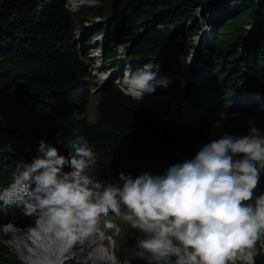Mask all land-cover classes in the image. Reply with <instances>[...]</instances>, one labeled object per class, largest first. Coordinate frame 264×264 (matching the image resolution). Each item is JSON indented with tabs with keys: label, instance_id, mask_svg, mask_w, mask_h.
Returning a JSON list of instances; mask_svg holds the SVG:
<instances>
[{
	"label": "trees",
	"instance_id": "16d2710c",
	"mask_svg": "<svg viewBox=\"0 0 264 264\" xmlns=\"http://www.w3.org/2000/svg\"><path fill=\"white\" fill-rule=\"evenodd\" d=\"M90 23L95 34H87L89 43L108 27L101 59L115 69L125 55L134 67L160 63L162 72L171 73L182 54L193 53V36L200 34L203 61L168 87L158 86L152 94L160 98L150 106L125 94L116 75L96 91L102 84L91 68L99 57L78 39ZM95 95L98 117L91 120ZM259 102L264 0H97L77 9L69 0H0V189L15 179L22 160L36 154L41 139L71 155L86 137L102 187L120 182L121 171L163 172L225 132L241 135L252 124L264 128ZM220 112L223 123L214 125ZM256 191H264V174ZM128 209L122 205L120 213ZM9 224L26 228L36 224V215L16 203L0 208V264H27L4 237ZM130 231V249L120 259L148 264L134 254L143 237L137 228ZM244 255L237 250L227 264H249ZM254 258L264 264V233Z\"/></svg>",
	"mask_w": 264,
	"mask_h": 264
},
{
	"label": "clouds",
	"instance_id": "9594fccd",
	"mask_svg": "<svg viewBox=\"0 0 264 264\" xmlns=\"http://www.w3.org/2000/svg\"><path fill=\"white\" fill-rule=\"evenodd\" d=\"M171 83L160 63L126 70L118 81L125 94L137 99ZM222 116L218 113L213 124L221 125ZM94 163L86 137L71 155L41 139L36 154L22 160L15 179L0 189V208L22 205L27 215H36L34 231L63 242L50 264H63L71 244L94 232L101 215L119 214L122 205L131 209V224L146 233L134 254L148 264H227L237 250L255 264L256 241L264 233V191H256L264 174V128L252 124L241 135L225 132L163 172L121 171L120 182L103 187L90 174ZM107 226L121 231L112 219ZM105 259L132 264L115 251Z\"/></svg>",
	"mask_w": 264,
	"mask_h": 264
},
{
	"label": "rangeland",
	"instance_id": "374dc122",
	"mask_svg": "<svg viewBox=\"0 0 264 264\" xmlns=\"http://www.w3.org/2000/svg\"><path fill=\"white\" fill-rule=\"evenodd\" d=\"M95 1L97 2V0H94V2ZM69 2H70V6L73 9H77L71 0H69ZM92 26H93V24L90 23L88 25L87 29H84L83 31L80 30L78 39H79V41L83 42V47H84L85 51H92V55L96 56L97 55L96 53L98 51H100V49H102L101 47L104 44V41H105L104 37L105 36L103 37V34L98 35L95 37V39L91 43H89L88 38H87V34L88 33L92 34V35L95 34L93 29H92ZM208 26H209V23L205 22L204 23V27H206L205 29H207ZM211 28H212V26H211ZM197 36L198 35L193 36V38H194L193 41L195 43L197 42ZM118 49L120 51H123L125 49V46L124 45H118ZM195 49H196V47L193 48V53H194ZM188 56H190V55H188ZM98 57H99V60H98L97 64L94 65L91 69H92L93 73L96 75L95 80H98L99 82H101V84H104L105 82L111 81L110 77H112L114 75H116L115 78H117L116 79V82H117V81H119V78H120V80H122L125 77L126 70L130 69L132 71H135L138 69H142L144 67V65L140 66L139 68L137 66L136 67L132 66V64L129 65L128 61L126 60L125 55H122L121 56L122 61H121L120 67H117L115 69L112 66V64H109V62H104V60L101 59L102 55H100ZM182 59H183V56L180 57V61L175 66V70L173 72L169 73V76L171 77L172 83H174L176 80L175 76L180 75L182 72H185L187 70L188 65L184 64V62H182ZM117 75H119V76H117ZM172 95H174V94H171V96ZM153 97L156 98L155 96H153ZM145 100H147V99L145 98ZM147 101H149V100H147ZM259 105H260V107L264 108V102H259ZM173 107L175 109H177L176 108L177 104H174ZM89 117L91 120H95L98 117V100H97L96 95L92 98V100L90 102ZM240 118L250 119V117H248L246 115H240ZM90 174L93 175L94 179H96L93 171L90 172ZM130 213H131V209H128V210H126L122 213H119V214L107 213L106 215H101L99 217V235L105 239V242L107 245H109L111 248H113L115 250L119 259L122 256H124V254L127 252V250L130 249V242H129L130 236L128 234L133 233L130 230H132L133 228H137V230H139L140 236L144 237L146 235V233H144L142 229H140L139 227L133 226L131 224V222L127 219V216ZM109 219L116 221L121 226V231L119 233H116V231L113 228H109L107 226V220H109ZM9 225H7L5 227L4 237L11 244L9 235L7 234V227ZM85 240H86L85 235L77 238L76 242H78L79 244L77 245V248H75L72 251L71 257L67 260L66 264H71V263L98 264V263H95L93 259H90L91 258L90 254L81 255L83 250H84L83 244L85 243ZM32 243H33V241L31 239L25 241L26 245H29ZM11 246L13 247L12 244H11ZM13 249L16 251V249L14 247H13Z\"/></svg>",
	"mask_w": 264,
	"mask_h": 264
},
{
	"label": "bare ground",
	"instance_id": "6f19581e",
	"mask_svg": "<svg viewBox=\"0 0 264 264\" xmlns=\"http://www.w3.org/2000/svg\"><path fill=\"white\" fill-rule=\"evenodd\" d=\"M71 1L76 8L84 3L94 2V0ZM187 58L188 57H185L183 59L184 64L189 62ZM144 97L150 102L155 99L151 93H146ZM35 225L36 224L21 229L10 224L7 227V234L9 235L10 242L27 264H50L51 257L63 247V242L59 240L54 241L51 237L34 231L33 229L35 228ZM85 236L86 240L83 244L84 250L81 255L90 254V259H93L95 263L107 264L105 258L110 256L115 250L107 245L105 239L99 235V220L96 225V230ZM29 239H31L33 243L26 245L25 241ZM78 244L79 243L76 241L73 242L64 252L66 258L64 259L63 264H66L67 260L71 257L72 251L77 248Z\"/></svg>",
	"mask_w": 264,
	"mask_h": 264
},
{
	"label": "water",
	"instance_id": "95a60500",
	"mask_svg": "<svg viewBox=\"0 0 264 264\" xmlns=\"http://www.w3.org/2000/svg\"><path fill=\"white\" fill-rule=\"evenodd\" d=\"M96 2V1H95ZM95 2H93V3H89V2H87V3H89V4H94ZM107 31H108V27H107V29H106V32L105 33H103V37L107 34ZM201 37H202V35L200 34V35H198L197 36V47H196V49L194 50V53L193 54H191L190 56L192 57V60L190 61V62H187L186 63V65H193V64H196V63H201L202 61H203V54H202V52H201V49H202V46H201ZM104 43H106V40L104 41ZM186 57H189L188 55H186ZM108 82H105L104 84H102V86H100L99 88H98V90H96V91H99L100 89H102L103 87H104V85H106ZM155 101V100H154ZM153 101V102H154ZM152 102V103H153ZM254 260H255V258H254ZM246 262H248L249 263V261H247V260H245ZM255 264H256V262H255Z\"/></svg>",
	"mask_w": 264,
	"mask_h": 264
},
{
	"label": "built area",
	"instance_id": "2783aa9c",
	"mask_svg": "<svg viewBox=\"0 0 264 264\" xmlns=\"http://www.w3.org/2000/svg\"><path fill=\"white\" fill-rule=\"evenodd\" d=\"M96 54H97L96 56H100V55H102V49H100V51H98ZM182 56H183V59L186 57V55H184V54H182L180 57H182ZM183 59H182V62H183ZM177 64H178V63H177ZM188 67H189V66H187V69H188ZM138 68H139V67H138ZM166 74L169 75V73H166ZM118 76H119V75H118ZM116 79H117V78H115V81H116ZM119 81H120V78H119ZM117 82H118V81H117ZM93 90H95V89H93ZM151 94H152V93H151ZM152 95L156 97L154 100H157L158 98H160V96H157V95H154V94H152ZM154 100H153V101H154ZM153 101L149 102V101L146 100L145 105L150 106V105L152 104Z\"/></svg>",
	"mask_w": 264,
	"mask_h": 264
}]
</instances>
